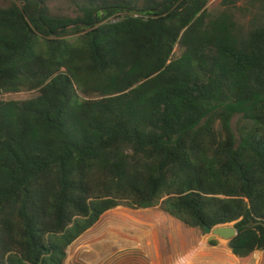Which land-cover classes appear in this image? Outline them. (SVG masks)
<instances>
[{
  "label": "trees",
  "instance_id": "1",
  "mask_svg": "<svg viewBox=\"0 0 264 264\" xmlns=\"http://www.w3.org/2000/svg\"><path fill=\"white\" fill-rule=\"evenodd\" d=\"M223 2L0 7V264H65L119 206L234 223L241 262L264 252V20Z\"/></svg>",
  "mask_w": 264,
  "mask_h": 264
},
{
  "label": "rangeland",
  "instance_id": "2",
  "mask_svg": "<svg viewBox=\"0 0 264 264\" xmlns=\"http://www.w3.org/2000/svg\"><path fill=\"white\" fill-rule=\"evenodd\" d=\"M13 1L0 0V7ZM80 1L45 0L51 14L73 17L79 13L76 2ZM261 1L232 0L235 5H229L238 7V17L248 25L254 14L264 20ZM226 5L223 0H209L208 9L216 11ZM36 94L24 90L5 93L2 98L29 99ZM239 117L233 120L235 130ZM229 242L223 237L212 238L200 228L188 227L158 207L131 210L119 206L106 211L68 247L65 264H262V250L243 263L232 253Z\"/></svg>",
  "mask_w": 264,
  "mask_h": 264
},
{
  "label": "water",
  "instance_id": "3",
  "mask_svg": "<svg viewBox=\"0 0 264 264\" xmlns=\"http://www.w3.org/2000/svg\"><path fill=\"white\" fill-rule=\"evenodd\" d=\"M204 231L205 233L211 234L212 238L223 237L229 241L238 234V230L234 226V223L217 225L215 227L206 225Z\"/></svg>",
  "mask_w": 264,
  "mask_h": 264
},
{
  "label": "bare ground",
  "instance_id": "4",
  "mask_svg": "<svg viewBox=\"0 0 264 264\" xmlns=\"http://www.w3.org/2000/svg\"><path fill=\"white\" fill-rule=\"evenodd\" d=\"M137 217V216H136ZM124 218H126V219H130V217H128V216H126V215H124ZM134 218V217H133ZM138 218V217H137ZM111 232V231H110ZM112 233V236H113V234H114V232H111Z\"/></svg>",
  "mask_w": 264,
  "mask_h": 264
},
{
  "label": "crops",
  "instance_id": "5",
  "mask_svg": "<svg viewBox=\"0 0 264 264\" xmlns=\"http://www.w3.org/2000/svg\"><path fill=\"white\" fill-rule=\"evenodd\" d=\"M156 208V207H155ZM130 209V208H129ZM145 209H153V208H145ZM144 209V210H145ZM131 210H141V209H131ZM164 212V211H163Z\"/></svg>",
  "mask_w": 264,
  "mask_h": 264
}]
</instances>
